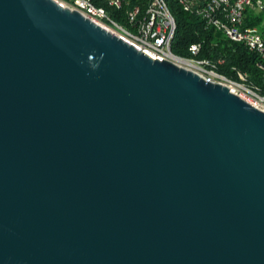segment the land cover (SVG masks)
Segmentation results:
<instances>
[{"label": "water", "instance_id": "1", "mask_svg": "<svg viewBox=\"0 0 264 264\" xmlns=\"http://www.w3.org/2000/svg\"><path fill=\"white\" fill-rule=\"evenodd\" d=\"M0 264H264V110L55 0H0Z\"/></svg>", "mask_w": 264, "mask_h": 264}, {"label": "built area", "instance_id": "2", "mask_svg": "<svg viewBox=\"0 0 264 264\" xmlns=\"http://www.w3.org/2000/svg\"><path fill=\"white\" fill-rule=\"evenodd\" d=\"M55 1L71 9H77L152 58L171 60L208 81L224 84L241 98L242 94L247 95L246 101L256 107L258 104H264V95L259 93L258 88L245 84L244 73L237 72L240 80L235 81L216 70V64L222 63V59H217L214 63L206 58H196L201 50L200 42L189 45L188 51L192 55L190 57L173 53L171 44L176 23L165 0H148L144 10L139 5L127 7L125 16L128 26H123L110 18L104 6L96 4L95 0ZM104 1L117 9L129 4V0ZM180 2L184 10L198 15L206 28H214L230 40L242 42L249 50L261 55L257 65L264 70V39L258 28L247 27L244 24L248 11L256 13L264 11V0H180Z\"/></svg>", "mask_w": 264, "mask_h": 264}, {"label": "trees", "instance_id": "3", "mask_svg": "<svg viewBox=\"0 0 264 264\" xmlns=\"http://www.w3.org/2000/svg\"><path fill=\"white\" fill-rule=\"evenodd\" d=\"M176 23L175 34L171 44L173 53L190 57L188 47L193 42L201 43V50L196 58L209 59L216 63L222 59V63L216 64V70L228 78L239 81L237 72L246 75L245 84L258 88L260 94L264 95V70L257 65L261 55L249 50L242 42L232 41L222 32L214 28H206L203 20L193 13L183 9L180 0H165ZM148 0H129L128 6L123 5L117 9L108 5L104 0H95V3L104 6L107 15L117 23L128 26L125 16L127 7L139 5L145 9ZM247 27H256L264 39V11H248L244 21Z\"/></svg>", "mask_w": 264, "mask_h": 264}, {"label": "rangeland", "instance_id": "4", "mask_svg": "<svg viewBox=\"0 0 264 264\" xmlns=\"http://www.w3.org/2000/svg\"><path fill=\"white\" fill-rule=\"evenodd\" d=\"M238 93H239V92H238ZM242 98L245 99V100H248V96H247V95H243V94H242ZM257 106H258L260 109H263V110H264V104H260V105L258 104Z\"/></svg>", "mask_w": 264, "mask_h": 264}]
</instances>
